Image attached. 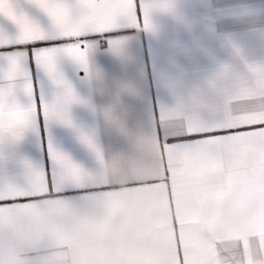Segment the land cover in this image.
<instances>
[{"label": "crops", "instance_id": "1", "mask_svg": "<svg viewBox=\"0 0 264 264\" xmlns=\"http://www.w3.org/2000/svg\"><path fill=\"white\" fill-rule=\"evenodd\" d=\"M11 2L17 13L50 28V18L30 0ZM148 2L175 9H157L150 33L142 27V15L141 27L129 25L114 33L135 56L113 55L100 37L93 40L91 77L70 61L61 62V77L79 98L67 106L71 126L46 125L41 119L36 135L29 133L20 142L0 137L2 191L9 190V182L24 183L25 163L52 179L49 131L55 148L80 169L78 175L58 179L50 194L0 209V264H11L13 254L25 264H45L40 248L28 246L33 232L43 233L45 244L52 240L67 247L72 237L62 230L64 222L76 224L82 235H99L105 225L133 221L155 231L124 264H175L177 241L187 222L211 207L199 183L177 177H171L167 187L152 183L164 175L155 132L159 108L164 113L159 123L166 132L264 113V0ZM0 31L15 37L18 30L0 15ZM24 46L5 45L0 53ZM28 67L35 101L55 102L64 89L34 62ZM127 97L140 103L131 117L122 106ZM221 185V179L214 178L209 187ZM32 192L48 189L37 185Z\"/></svg>", "mask_w": 264, "mask_h": 264}, {"label": "snow or ice", "instance_id": "2", "mask_svg": "<svg viewBox=\"0 0 264 264\" xmlns=\"http://www.w3.org/2000/svg\"><path fill=\"white\" fill-rule=\"evenodd\" d=\"M30 2L47 14L50 28L17 13L11 0H0V15L18 30L15 37L0 31V47L12 43L25 45L0 53V137L7 136L16 142L29 133L36 135L41 119L46 125L71 126L67 106L79 102V98L61 77L62 61H70L84 71L85 77H91L94 39L103 37L113 55L135 56L114 33L129 25L141 27V15L142 27L150 33L157 9H175V5L162 6L148 0L139 5L137 0ZM29 62H34L64 89L55 102L49 104L43 98L39 103L35 101ZM101 75L107 82L106 74ZM122 106L131 117L140 103L127 97ZM163 119L160 107L155 132L164 175L152 183L167 187L171 177L199 183L212 202L208 210L187 222L186 232L177 241L175 264H264V113H250L243 121L197 122L183 130L167 132L159 123ZM48 152L53 164L52 179L45 171L25 163L24 183L9 182L7 192L0 190V209L30 203L36 195L53 192L58 179L64 181L78 175L79 166L55 148L50 131ZM214 178L222 181L218 189L209 187ZM37 185L48 192H32ZM167 194L170 196L171 191Z\"/></svg>", "mask_w": 264, "mask_h": 264}, {"label": "clouds", "instance_id": "3", "mask_svg": "<svg viewBox=\"0 0 264 264\" xmlns=\"http://www.w3.org/2000/svg\"><path fill=\"white\" fill-rule=\"evenodd\" d=\"M62 230L72 237L67 247L52 240L45 244L41 232L29 234L28 246L40 248L45 264H124L150 238L149 233L155 231L134 221L117 226L105 225L99 235H82L78 226L70 222H64ZM10 261L11 264H25L15 254Z\"/></svg>", "mask_w": 264, "mask_h": 264}]
</instances>
